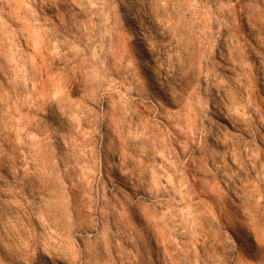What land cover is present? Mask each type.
Segmentation results:
<instances>
[{
  "label": "rangeland",
  "instance_id": "1",
  "mask_svg": "<svg viewBox=\"0 0 264 264\" xmlns=\"http://www.w3.org/2000/svg\"><path fill=\"white\" fill-rule=\"evenodd\" d=\"M0 264H264V0H0Z\"/></svg>",
  "mask_w": 264,
  "mask_h": 264
}]
</instances>
